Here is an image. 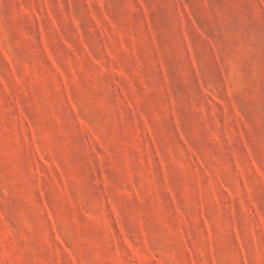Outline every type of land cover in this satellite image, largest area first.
I'll return each mask as SVG.
<instances>
[{"label":"rangeland","instance_id":"1","mask_svg":"<svg viewBox=\"0 0 264 264\" xmlns=\"http://www.w3.org/2000/svg\"><path fill=\"white\" fill-rule=\"evenodd\" d=\"M0 264H264V0H0Z\"/></svg>","mask_w":264,"mask_h":264}]
</instances>
